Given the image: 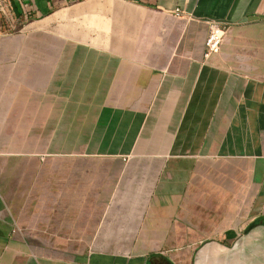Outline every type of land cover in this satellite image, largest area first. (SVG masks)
Here are the masks:
<instances>
[{
    "label": "crops",
    "instance_id": "1",
    "mask_svg": "<svg viewBox=\"0 0 264 264\" xmlns=\"http://www.w3.org/2000/svg\"><path fill=\"white\" fill-rule=\"evenodd\" d=\"M12 4L0 264H264V0Z\"/></svg>",
    "mask_w": 264,
    "mask_h": 264
},
{
    "label": "built area",
    "instance_id": "2",
    "mask_svg": "<svg viewBox=\"0 0 264 264\" xmlns=\"http://www.w3.org/2000/svg\"><path fill=\"white\" fill-rule=\"evenodd\" d=\"M13 0H0V17L5 22H13L15 20V10L12 4ZM31 0H22L25 9L30 8ZM177 16H182V13L177 10L175 13ZM229 33V27H225L216 22H211L209 26V33L206 39V56L209 57L214 54H218L221 51V47L224 44L227 34Z\"/></svg>",
    "mask_w": 264,
    "mask_h": 264
}]
</instances>
